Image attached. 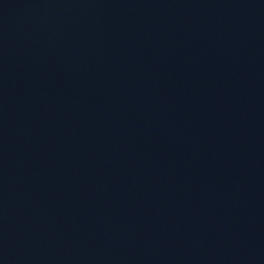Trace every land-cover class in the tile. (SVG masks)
<instances>
[{
	"label": "water",
	"instance_id": "obj_1",
	"mask_svg": "<svg viewBox=\"0 0 264 264\" xmlns=\"http://www.w3.org/2000/svg\"><path fill=\"white\" fill-rule=\"evenodd\" d=\"M0 264H264V0H0Z\"/></svg>",
	"mask_w": 264,
	"mask_h": 264
}]
</instances>
